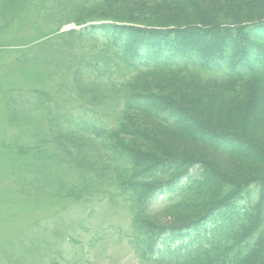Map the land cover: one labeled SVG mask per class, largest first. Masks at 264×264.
I'll list each match as a JSON object with an SVG mask.
<instances>
[{"label": "trees", "instance_id": "obj_1", "mask_svg": "<svg viewBox=\"0 0 264 264\" xmlns=\"http://www.w3.org/2000/svg\"><path fill=\"white\" fill-rule=\"evenodd\" d=\"M26 1L0 0V29ZM33 1L44 29L16 57L49 86L5 95L15 129L2 147L29 159L9 171L14 190L124 204L128 243L146 264H264V0H165L158 12L139 0L136 14L104 19L90 16L100 0ZM69 23L80 28L62 30ZM227 82L249 87L245 104ZM185 141L240 162L237 174L171 146Z\"/></svg>", "mask_w": 264, "mask_h": 264}, {"label": "rangeland", "instance_id": "obj_2", "mask_svg": "<svg viewBox=\"0 0 264 264\" xmlns=\"http://www.w3.org/2000/svg\"><path fill=\"white\" fill-rule=\"evenodd\" d=\"M136 1L139 0H100L90 16L104 19L110 11L118 10L125 14H136L138 9L131 6ZM147 1L150 6L144 8L141 3L139 10L158 12L160 10L157 9L164 8L160 3H168L165 0ZM23 5V11L14 15L7 27L0 29V264H11L16 257L18 262L15 264H146L137 257L128 243L126 234L130 229V217L124 204L114 206L107 201L77 203L69 198L21 196L14 190L17 187L14 179L9 176V171L29 159L2 147V141L15 129L8 122L5 95L11 88L49 86L47 75L40 66H23L17 61L18 51L38 40L39 33L35 28L44 29V25L38 23L35 7L37 3L27 0ZM197 8L193 12L200 14ZM247 87L242 83H226L228 93L243 101L247 96ZM255 111L256 114L260 113L259 108H255ZM134 119L145 125L143 130L148 134L154 133L160 140L170 141L168 132H161L159 127L156 128L148 121L143 122L140 117ZM201 125L202 123L194 120L189 123L190 128L195 130H199ZM125 139L141 150L148 149L146 143L132 138ZM171 146L182 152L185 150L189 155L205 157L212 163L221 165L229 174H237L240 162L232 161L206 145L185 141V146L182 143ZM253 148L251 145L239 146V149L249 154L256 153L260 156L261 153ZM262 164L264 162L258 163ZM33 242H41L40 249L26 260L19 261L22 258L20 254ZM4 244L8 247V254L3 248Z\"/></svg>", "mask_w": 264, "mask_h": 264}]
</instances>
